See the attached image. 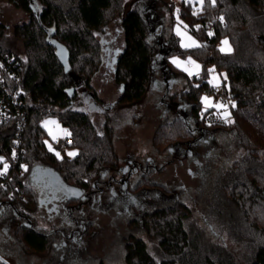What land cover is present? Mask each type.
Instances as JSON below:
<instances>
[{"label": "trees", "instance_id": "trees-1", "mask_svg": "<svg viewBox=\"0 0 264 264\" xmlns=\"http://www.w3.org/2000/svg\"><path fill=\"white\" fill-rule=\"evenodd\" d=\"M4 1L29 13V20L16 25L15 33L34 55L26 62L6 44L7 25L0 20V45L24 66L21 78L11 83L20 89L25 110L0 122V173L8 165L6 176H0V227L14 231L30 249L43 252L50 239L38 229L32 214L57 200L41 201L32 177L34 167L54 169L83 193L92 179L117 161L110 125L106 122L101 133L90 113L74 100L80 87L95 94L92 78L103 62V41L97 36L111 17L110 10L117 9L122 0L0 3ZM160 1L171 5L174 16V0ZM154 4V0H134L120 18L124 42L111 60L121 85L119 102H136L153 88L162 89L166 102L172 85L180 79L167 61L173 52L183 50L201 64L195 75L183 72L188 85L180 98L187 105L169 104L183 117L176 120H182L191 135L198 131L201 136L187 141L194 150L187 155L196 163L199 183L187 200L145 212L146 235L131 240L124 262L264 264V0H216L214 6L204 0L199 11L184 0L178 13L188 32L200 39L199 45L190 48L182 47L181 38L168 31ZM223 36L229 37L232 51H220ZM168 50L165 66L162 56ZM210 69L228 79L231 122L209 123L206 119L214 112L213 108L203 110L201 101L204 93H212L206 81L213 72ZM49 114H57L71 131L69 145L79 148L73 158H58L55 151H49L42 124ZM180 143L172 147L181 150ZM201 145L206 150L200 160ZM84 167L88 176L78 178V169ZM20 263L0 256V264Z\"/></svg>", "mask_w": 264, "mask_h": 264}, {"label": "rangeland", "instance_id": "rangeland-1", "mask_svg": "<svg viewBox=\"0 0 264 264\" xmlns=\"http://www.w3.org/2000/svg\"><path fill=\"white\" fill-rule=\"evenodd\" d=\"M133 1L122 0L121 5L117 9L113 8L110 10L109 14L111 17L97 36L98 40L103 41L101 53L103 62L99 71L93 75L92 85L102 100L108 104H112V107L118 98H120L121 91L120 84L116 81L110 62L115 54L114 50L123 46L124 33L120 18L123 12L131 7ZM183 1L174 0L176 7V9L174 8V16H172L171 5L165 4L160 0H154V7L159 8V13L163 17L165 27L168 31H173L180 37L182 44L191 45L195 41V45L193 46H197L200 44V39L188 32L178 13ZM185 1H191L192 5L197 6L198 11L200 10L201 3L199 0ZM34 7L36 11L40 10V5L36 1L34 2ZM29 16L27 11L7 1L0 3V20L7 25L5 42L26 62L32 59L30 54L34 55V53L25 46L22 39L17 38L15 26L28 21ZM178 29L179 35L177 34ZM225 40L228 41L227 45L222 44V41ZM218 47L219 49L225 48L226 50L223 52H230L233 49L228 36H223L220 39ZM61 50L63 57L66 59V50L64 48ZM174 59L180 62L179 67L172 62ZM189 59L194 63H189ZM167 61L174 71L176 70L180 79L178 78V81L172 85V89L170 90L172 95L165 98L166 102L163 101L164 95L162 89L155 88L149 89L142 99L126 106L125 103H117L108 114L100 108L94 107L90 96L83 95V98L79 97L75 102V105H82V108L90 113L101 133L104 131L106 115L109 118L107 123L111 127L110 133L117 161L113 167L105 169L103 173L108 172L109 169H112L114 172L116 168H123L126 166L127 160L135 158L141 160L153 159V162L160 165L161 168H152L150 171L132 178V181L128 185V191L131 192V195L126 198L115 195L114 200L109 203V206L108 204L94 203L99 207L95 209L89 201L84 203L80 208L82 200L75 199L66 202L67 208L58 215V212L51 211L54 207L53 203L41 205L33 211L32 215L38 225V229L50 233L48 247L43 252H36L30 249L11 230L9 231L10 233H0V254L3 258H9L15 263L17 261L21 262L20 264H125L124 258L127 251L125 240H129V236H131L130 232H134L139 236L146 235L145 228L139 230V227L135 226V224H141L137 217L140 215L136 213L128 214L127 211L134 210L135 208L139 210L138 207L142 206L141 211L144 210L149 213L156 207L170 206L178 199L187 200V197L199 183L196 163L193 159L188 158L187 155V151L190 150L191 154V150H193L191 144H188L187 141L190 139L193 142L198 137V131H194L197 135L194 133L191 135L190 129L185 127L183 121L176 120L179 117L183 118L182 115L177 112V109L171 108L172 105L169 104L172 102L187 105L180 98L182 90L188 85L183 72H192V75H195L199 73L201 64L194 60L191 55H187L183 50L169 54ZM196 65H199V68ZM185 68L188 71H185ZM222 80H225L227 84L225 88L230 96L227 77L215 69L206 80L212 93H204L201 101L203 110L213 108L214 112L224 116L227 104L220 97L219 92L214 86V84L218 85ZM204 97L208 98L207 101L203 99ZM230 101L232 107L233 102L231 98ZM217 105H224L225 107L220 108ZM231 107L230 111L227 112L229 115L226 118L224 117L225 122L231 121L234 118ZM46 121L56 122L55 124H48L47 127L44 126L46 131L45 137L48 136L46 138L47 144L51 145L52 149L54 141L59 137L69 139V136L66 137L64 135L63 130L66 129L69 133L71 131L60 122L57 114L45 116L42 124L45 125ZM50 132L52 133L51 135L49 134ZM74 142L76 141L74 140ZM176 142H181V150H176L172 147ZM205 146L201 145L198 149L200 152L198 159L200 160L203 159L202 154L206 150ZM72 151L78 154L79 148L68 144L62 151L55 152H59L61 157L73 158L67 155L68 152ZM78 170L81 171H77L78 178L82 179L88 176L86 167ZM103 173L98 178L91 180L85 192L90 193L91 190L96 188L95 184L98 180L106 178V176H103ZM126 173V170L114 172L118 178H122L123 180L127 178ZM32 177L39 188L42 202L59 201L80 194V189L67 184L54 169L48 166H35ZM176 194L178 195L176 196ZM58 201L56 204H59ZM61 204H64V202L61 201ZM75 204L76 207L70 209L71 205L74 206ZM70 212L73 215H82L81 213L84 212L83 215L88 216L86 217L88 227L87 240L82 242L59 240L61 232L57 231V228L62 226L60 222L67 223L63 219L68 217ZM64 241L70 243L66 244L71 246L69 248L73 250L69 249L66 244L63 246L61 242ZM66 246L68 249L65 248ZM62 256L64 259H62Z\"/></svg>", "mask_w": 264, "mask_h": 264}, {"label": "flooded vegetation", "instance_id": "flooded-vegetation-1", "mask_svg": "<svg viewBox=\"0 0 264 264\" xmlns=\"http://www.w3.org/2000/svg\"><path fill=\"white\" fill-rule=\"evenodd\" d=\"M115 51V50H114ZM115 53V52H114ZM111 63V62H110ZM164 64V63H163ZM166 66V63L164 64ZM93 90L92 91H88L85 87H80L78 92H77V96L74 100V103L78 100L79 97L83 98V95H87L90 96V98H92V104L95 107L100 108L101 110L105 111L107 114L113 110L114 106L118 103L121 104V102H119V99L116 101V103L113 105L112 104H108L106 102H104L102 100V98L99 96L97 90L95 89V87L93 86ZM120 91H121V85H120ZM128 103H125V106ZM80 108H82V105H78ZM108 116L106 115L105 117V123L108 120ZM152 168L155 169H159L161 168L160 165L156 164L155 162H153V159H130L127 160V164L125 167L123 168H116V170L114 172L117 173V171L123 170V171H127V178H125L124 180L122 178H118L117 175L114 174L112 169H109L108 172L103 173V176L106 178H101L100 180H98L96 182V188L91 190L90 193L88 192H81L80 194L74 197H77L79 200L81 199V205L80 208L82 207V205L86 202H91V206L94 207L95 209L99 208L98 206H96L95 204L99 203V204H108L111 201L114 200V196L115 195H119L122 198H126L128 196L131 195V192L128 191V185L129 182L132 181L131 179L134 178L137 175L140 174H144L147 171H150ZM106 192V193H105ZM105 193V194H103ZM178 194H176L177 196ZM176 196H174V198H176ZM58 201V200H57ZM61 201L64 202V204H61ZM59 204L54 205V207L51 209V211H55L58 212V215L61 214V212H64L65 209L67 208L66 206V200L61 199L58 201ZM95 203V204H94ZM76 207V204L74 206L71 205L70 209H73ZM139 210H137L136 208L134 210L131 211H127L128 214H137L140 216L138 217L139 222H141L140 225L135 224L136 227H139V230H141V228H144V224H143V217L145 214V211H141V209L143 208L142 206L138 207ZM62 209H64L63 211H61ZM127 209V208H126ZM121 211V209H119ZM128 210V209H127ZM82 215H73L68 214V217H66L65 219H63L64 221H66L67 223L65 224L64 222H60V227L57 228V231L61 232V238L59 240H70L72 241H84L87 240V221H86V217H88L87 215H83L84 212L81 213ZM91 221V220H89ZM0 233L4 234V233H9L6 231V229H2V227H0ZM43 234H45L47 236V238L50 239L49 234L50 233H46V232H41ZM131 236H129V240H125V248L127 250L128 244L130 242H132L131 240H136V238H142L141 236H139L138 234L134 233V232H130ZM134 238V239H131ZM145 240V239H143ZM66 243V241L61 242V244L64 246ZM70 244V243H68ZM67 245V244H66ZM68 246V245H67ZM67 246L65 248H67ZM71 246H68V248ZM67 248V249H68ZM71 250H73L72 248H69ZM127 252V251H126ZM0 256L2 257V255L0 254ZM62 259H64V257L62 256ZM101 264V263H100Z\"/></svg>", "mask_w": 264, "mask_h": 264}, {"label": "built area", "instance_id": "built-area-1", "mask_svg": "<svg viewBox=\"0 0 264 264\" xmlns=\"http://www.w3.org/2000/svg\"><path fill=\"white\" fill-rule=\"evenodd\" d=\"M23 64L10 51L4 49L0 45V122L7 121L19 114L24 113V99L20 95V89L13 86L12 80L20 79L23 72ZM220 97L227 104L225 109L226 112L230 111L231 101L226 91L225 86L227 84L225 80L215 85ZM225 89V90H224ZM207 121L209 123H224V116L217 112H210L207 115ZM69 144V139L59 137L53 143V149L55 151H62ZM15 158L18 157L17 149L14 150ZM1 177L6 176L5 171L2 170Z\"/></svg>", "mask_w": 264, "mask_h": 264}, {"label": "snow or ice", "instance_id": "snow-or-ice-1", "mask_svg": "<svg viewBox=\"0 0 264 264\" xmlns=\"http://www.w3.org/2000/svg\"><path fill=\"white\" fill-rule=\"evenodd\" d=\"M199 2L201 3V4H203L204 3V0H199ZM210 3H211V5L212 6H214L215 5V3H216V0H210ZM195 14V13H194ZM220 19L222 20L223 19V17H220ZM198 27V26H197ZM177 34L179 35L180 33H179V29L177 30ZM209 35H211V33H209ZM190 39V38H189ZM227 43H228V41L227 40H225V41H222V44H224V45H227ZM193 45H195V41H193L192 42V44L191 45H184V44H182V47H190V46H193ZM226 49L225 48H221L220 49V51H225ZM229 51H230V49H228ZM174 64H176L178 67L180 66V62L179 61H177V60H173L172 61ZM189 63H194V62H192L190 59H189V61H188ZM196 67L197 68H199V65H196ZM185 71H188V69H184ZM210 72L211 71H213L212 69H210L209 70ZM189 74V76H191L193 73L192 72H189L188 73ZM205 101H207V97H204L203 98ZM235 105H233V107H234ZM217 107H220V108H223V107H225L224 105H217ZM229 114L227 113V112H225L224 113V117L226 118L227 116H228ZM226 122H231V121H226ZM55 124L56 122L55 121H46L45 122V127H47V125L48 124ZM63 133H64V135L67 137V136H70L71 135V133H69L66 129H64L63 130ZM50 135L52 134L51 132L49 133ZM55 138V137H54ZM45 143L47 144V141H45ZM48 147H49V151H54L53 149H52V147H51V145H48ZM67 155L69 156V157H74L75 155H77V153L75 152V151H72V152H68L67 153ZM56 156L58 157V158H61L60 157V153L59 152H57L56 153ZM13 157H15V153H13ZM3 160V158H0V161H2ZM7 167H8V165L7 164H5V166H4V168H5V171L7 170ZM22 167H25V170H27V168H26V166H22ZM3 173H0V175H2Z\"/></svg>", "mask_w": 264, "mask_h": 264}, {"label": "water", "instance_id": "water-1", "mask_svg": "<svg viewBox=\"0 0 264 264\" xmlns=\"http://www.w3.org/2000/svg\"><path fill=\"white\" fill-rule=\"evenodd\" d=\"M170 52V50H168L163 56H162V63H166L165 57L166 55Z\"/></svg>", "mask_w": 264, "mask_h": 264}]
</instances>
